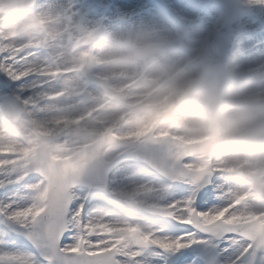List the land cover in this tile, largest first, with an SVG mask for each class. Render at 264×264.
<instances>
[{"label":"snow or ice","instance_id":"1","mask_svg":"<svg viewBox=\"0 0 264 264\" xmlns=\"http://www.w3.org/2000/svg\"><path fill=\"white\" fill-rule=\"evenodd\" d=\"M20 4L41 34H0V264H167L189 249L197 264H264V210L234 169L197 162V141L161 128L166 106L134 116L148 97L106 70L97 34Z\"/></svg>","mask_w":264,"mask_h":264},{"label":"clouds","instance_id":"2","mask_svg":"<svg viewBox=\"0 0 264 264\" xmlns=\"http://www.w3.org/2000/svg\"><path fill=\"white\" fill-rule=\"evenodd\" d=\"M45 30L60 33L64 25L53 20ZM0 34L30 40L41 28L20 0H0ZM91 50L107 71L137 75L133 92L148 99L132 110L134 116L150 119L166 106L161 128L197 141V162L234 169L227 175L233 188L247 195L253 210H264V71L238 73L211 59L183 56L178 37L151 29L124 40L97 35Z\"/></svg>","mask_w":264,"mask_h":264},{"label":"rangeland","instance_id":"3","mask_svg":"<svg viewBox=\"0 0 264 264\" xmlns=\"http://www.w3.org/2000/svg\"><path fill=\"white\" fill-rule=\"evenodd\" d=\"M146 1L158 4L159 10L164 14L171 29L179 39L180 52L183 56H200L204 59H211L221 66H230L238 73L255 72L246 65L238 66V64H236V67L233 68V65L238 60H235L233 57L239 54L241 59L246 58L250 60L249 55L264 46V4H251L249 0H241V9L236 13L234 19L228 21L221 7L215 4L217 2L214 3L209 0H187L190 7H194V10L197 9L202 13L199 15L200 17L194 19L193 23H188L189 19L186 17L187 15L180 13L173 1ZM183 2L184 0H182V5L185 4ZM85 3L89 13L93 11H96L98 14L100 13L99 19H101V14H106L108 20L106 18V20L101 22L102 24L111 22V24L117 25L125 35L127 34L123 26L126 24L128 12H125L123 17L120 16V12H115V6L118 5V0H85ZM181 7L184 9L185 6ZM212 12L216 15V18H213L216 20L215 29L211 32L202 30L203 33H205L203 36L204 40H198L197 35L193 34L194 31L192 29L194 26L204 29V15L208 16ZM212 16L213 15H211V19ZM237 26H239V28ZM109 30L110 28L105 26L104 33H101L100 30V32H96L95 34L109 35ZM82 31L90 33L89 31ZM123 38L125 37H122L121 40H124ZM259 41H261V43H259ZM258 61L264 63V56L259 58ZM259 69L256 72H259ZM185 258L187 261L192 260L196 262V264L197 261H203L200 250L189 249L178 258H170L167 264H176L177 262L184 261Z\"/></svg>","mask_w":264,"mask_h":264},{"label":"bare ground","instance_id":"4","mask_svg":"<svg viewBox=\"0 0 264 264\" xmlns=\"http://www.w3.org/2000/svg\"><path fill=\"white\" fill-rule=\"evenodd\" d=\"M171 1L174 2L180 13H182L183 15H187L186 17L189 19L188 23H193L194 19L200 17L199 15L202 14L199 10H194V7H190L187 0H184V5L181 4L182 0ZM240 1L241 0H233V4L230 9H233L235 7L234 13L236 10L240 9ZM40 4L41 6L47 7L57 15L70 17L74 25H76L80 30H85L87 32L89 31L90 33L100 32V30L101 33H104L105 26H107V28H110L109 35L117 37L119 39H121L122 37H125L123 39L130 38L131 35L135 32L144 29H151L162 35L176 36L175 32L171 29L170 24L167 22L164 14L159 10L158 4L150 3L146 0H118V5L115 6V12H120V16L122 17L124 16L125 12H128L126 24L123 26L124 30L127 32V37L124 32L118 28L117 25H113L111 24V22H106L103 24L101 23L106 20V14H101V19H99L100 13L98 14L96 11L89 13L88 9L86 8L85 0H41ZM221 5L225 10V14L227 15V8L223 4ZM181 6H185L184 9H182ZM213 12L208 16L204 15V29L197 26H194V28L192 29L194 31L193 34L197 35L198 40H204L203 36L205 35V33H203L202 30H204L205 32H211L215 29L216 20L213 18H216V15H214ZM211 15H213L212 19ZM237 27L239 28V26ZM259 43H261V41H259ZM249 56L250 60H247L246 58L241 59L239 54H236L233 58L235 60H238L233 65V68H235L236 64H238V66L246 65L248 66V68H250L252 71L254 70L255 72L259 68V72L264 71V63H260L258 61L259 58H262L264 56V46H262L258 50H255L254 53ZM176 264H196V262L192 260L187 261V259L185 258L184 261L177 262Z\"/></svg>","mask_w":264,"mask_h":264},{"label":"water","instance_id":"5","mask_svg":"<svg viewBox=\"0 0 264 264\" xmlns=\"http://www.w3.org/2000/svg\"><path fill=\"white\" fill-rule=\"evenodd\" d=\"M214 1L217 2L219 5L223 4L227 8V16H229V19L234 17V15H235V13H234L235 7L233 9H230L232 4H233V0H214Z\"/></svg>","mask_w":264,"mask_h":264}]
</instances>
